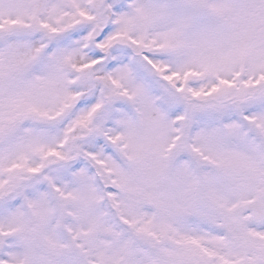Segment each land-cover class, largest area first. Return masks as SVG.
I'll return each instance as SVG.
<instances>
[{"label": "snow or ice", "instance_id": "6c2138e0", "mask_svg": "<svg viewBox=\"0 0 264 264\" xmlns=\"http://www.w3.org/2000/svg\"><path fill=\"white\" fill-rule=\"evenodd\" d=\"M0 264H264V0H0Z\"/></svg>", "mask_w": 264, "mask_h": 264}]
</instances>
